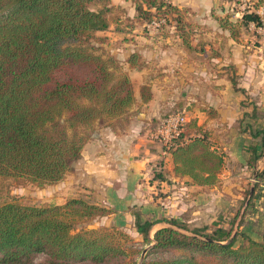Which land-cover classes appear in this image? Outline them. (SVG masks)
<instances>
[{"label":"trees","instance_id":"16d2710c","mask_svg":"<svg viewBox=\"0 0 264 264\" xmlns=\"http://www.w3.org/2000/svg\"><path fill=\"white\" fill-rule=\"evenodd\" d=\"M97 0H0V179L14 177L39 187L56 184L74 170L94 128L120 121L135 102L132 78L124 62L108 50V35L100 34L113 22L134 25L120 6L95 8ZM134 20L151 22L173 15L188 46L192 33L183 10L166 0H135ZM230 13L222 21L236 37L237 22ZM261 22L250 12L241 23ZM117 28L121 29L119 25ZM130 65L146 61L135 51ZM142 95L151 93L144 85ZM179 110V109H174ZM171 110V111H174ZM247 111L239 120L258 141L247 144L248 163L254 168L264 158V128L254 127L257 115ZM256 114V115H255ZM173 169L200 185L220 183L225 151L211 129L189 120L170 148ZM163 176V172L156 173ZM250 205L263 197L264 167L257 170ZM250 188L245 191V197ZM115 211L83 196L44 205L17 198L0 204V264H129L126 243L131 237L115 226L88 227L87 223ZM135 226L151 251L171 254L143 264H264V236L218 225L190 229L176 217L143 218L133 211ZM237 215V214H236ZM168 225L157 228L156 223ZM242 234L243 241L236 243ZM139 251V249H133ZM38 256L42 259L37 260Z\"/></svg>","mask_w":264,"mask_h":264},{"label":"crops","instance_id":"0c3cea01","mask_svg":"<svg viewBox=\"0 0 264 264\" xmlns=\"http://www.w3.org/2000/svg\"><path fill=\"white\" fill-rule=\"evenodd\" d=\"M166 1L183 10L192 29L190 46L173 15L157 26L134 20L135 0H109V5L122 7L134 25L113 22L99 33L108 35L105 47L128 69L136 100L116 127L97 125L74 170L49 185L69 183L77 191L73 196L112 207L114 223L119 225L132 221L133 207L143 216L158 211L178 218L184 208L199 201L202 188L211 191L213 199L223 195L234 204L244 196L245 186L255 182V172L264 167L260 158L253 172L247 144L259 138L239 125L247 111L256 109L254 127L264 128V29L252 20L244 26L231 0ZM227 13L238 24L236 37L222 21ZM135 51L146 61L141 68L128 61ZM144 85L151 93L148 98L142 95ZM184 108L189 120L195 118L211 129L225 151L219 184L200 185L189 175L177 174L170 148L150 136L163 115ZM161 171L163 176H157Z\"/></svg>","mask_w":264,"mask_h":264},{"label":"rangeland","instance_id":"374dc122","mask_svg":"<svg viewBox=\"0 0 264 264\" xmlns=\"http://www.w3.org/2000/svg\"><path fill=\"white\" fill-rule=\"evenodd\" d=\"M104 5V0H97L93 4L95 8H100ZM156 143L163 142L159 139H156ZM251 186V184H248L245 186V189L247 190L248 187L251 189ZM261 187L262 189H264V185ZM75 193H77L75 187H70L69 183L66 186L56 188V186L49 185L39 187L31 182H21L15 179L14 177H2L0 179V204L17 198L23 203L44 205L65 201L67 198L73 196ZM202 193L203 194L201 195L198 202H194L191 206H188V208H184L181 215L178 216V220L181 222L183 221L190 228H181V231L193 234L194 232H192L191 229L196 226L202 227L207 225V231H212V229H214L218 225H223L227 228H233L232 235L234 231H236L234 234L236 235L237 231H239V229H242L244 232H247L255 238L261 239L264 236V195L263 197H260L259 199L255 200V202L251 205L250 200L249 205L247 206L244 214L239 220V225L236 226L240 210L242 209V206L246 200V198L244 199L245 194L242 198H239L236 203L232 204L231 200L227 197H224L223 195L222 197L218 196L217 199H213L211 191L206 188H202ZM261 193H264V190ZM135 210L137 209L133 207L132 211ZM153 213L154 212L149 211L144 216L146 218L149 217L150 219H157L164 216V214L158 211H155L154 214ZM144 216L142 215L143 218ZM115 221V216L112 214H108L96 217L92 221L88 222L87 225L88 227H98L103 225L115 226L125 231L131 237V239L126 243L128 254L125 256V259L128 260L129 264H138L139 262L144 263L145 261H148L154 257H163L171 254V252L169 251H151L155 243L154 236L152 234V242L143 241L141 234L138 232L135 226L134 214L132 221H124L121 223L122 225L115 224ZM164 225H168V223H156L154 225L152 233L157 228ZM242 241L243 236L242 234H239L236 243L239 244ZM133 249H139V251H133ZM42 258V256H38L37 260ZM72 264L87 263L78 262ZM106 264H118V261L111 260Z\"/></svg>","mask_w":264,"mask_h":264},{"label":"built area","instance_id":"2783aa9c","mask_svg":"<svg viewBox=\"0 0 264 264\" xmlns=\"http://www.w3.org/2000/svg\"><path fill=\"white\" fill-rule=\"evenodd\" d=\"M232 10L240 17L246 13L256 12L260 15L261 22L255 20L252 22L259 29H264V0H231ZM168 2V1H167ZM166 22V17L156 18L152 21L153 24L160 26ZM189 121L187 110L179 109L169 111L163 115L156 125L150 130V136L156 140L159 139L168 148H172L177 144V139L184 130L186 123Z\"/></svg>","mask_w":264,"mask_h":264},{"label":"water","instance_id":"95a60500","mask_svg":"<svg viewBox=\"0 0 264 264\" xmlns=\"http://www.w3.org/2000/svg\"><path fill=\"white\" fill-rule=\"evenodd\" d=\"M254 175H255V177H256L257 172H255ZM254 191H255V183L252 184L251 189H250V191H249V194H248V196L246 197V200H245V202H244V204H243V206H242V209L240 210L239 216H238V218H237L238 220H237V222H236V226L239 225V220H240V218L242 217V215L244 214V212H245L247 206L249 205V202H250V200H251V198H252V196H253V194H254ZM235 232H236V231H234L233 235L235 234ZM145 250H146V249H145ZM145 250H144V252H145ZM138 264H143V263H142V262H139Z\"/></svg>","mask_w":264,"mask_h":264}]
</instances>
